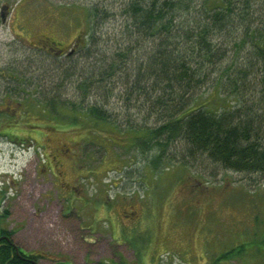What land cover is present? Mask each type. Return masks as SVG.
I'll list each match as a JSON object with an SVG mask.
<instances>
[{
    "label": "rangeland",
    "instance_id": "obj_1",
    "mask_svg": "<svg viewBox=\"0 0 264 264\" xmlns=\"http://www.w3.org/2000/svg\"><path fill=\"white\" fill-rule=\"evenodd\" d=\"M88 2L0 0V89L12 84L6 72L15 74L26 106L15 126L5 129L0 118V227L23 250L43 254L40 264H264V174L202 159L182 166L172 146L155 168V152L128 146L123 125L70 121L68 111L59 115L65 123L45 127L39 101L75 100L58 67L72 63L81 73L94 60L81 52ZM118 28L116 17L94 58L105 38L110 46L121 41ZM44 36L65 53L74 48L71 61L41 47ZM116 87L114 114L141 123L145 114L125 109ZM196 103L221 109L237 101L207 83Z\"/></svg>",
    "mask_w": 264,
    "mask_h": 264
},
{
    "label": "trees",
    "instance_id": "obj_2",
    "mask_svg": "<svg viewBox=\"0 0 264 264\" xmlns=\"http://www.w3.org/2000/svg\"><path fill=\"white\" fill-rule=\"evenodd\" d=\"M84 10L81 52L94 60L81 73L72 63L58 67L59 84L66 82L75 100L39 101L49 116L45 127L56 128L68 111L70 121L123 125L128 146L155 152L149 159L155 168L172 146L182 166L202 159L216 169L264 174V0H89ZM116 17L121 41L110 46L105 38L104 54L94 58ZM207 83L237 103L198 105ZM117 84L125 109L145 114L141 123L114 114Z\"/></svg>",
    "mask_w": 264,
    "mask_h": 264
},
{
    "label": "flooded vegetation",
    "instance_id": "obj_3",
    "mask_svg": "<svg viewBox=\"0 0 264 264\" xmlns=\"http://www.w3.org/2000/svg\"><path fill=\"white\" fill-rule=\"evenodd\" d=\"M39 42H43L42 44H40L41 46L44 45L52 51L56 50L54 52L55 55L61 53L60 49L56 47L57 44L49 39V37L44 36L42 39H39ZM4 70L7 69L4 68ZM6 75L7 77H9V82H11L12 84L7 82L4 90L0 89V118H3L4 122H7L5 129H8V127L10 126H15L14 120L16 116H18V114L19 119L16 120L17 123L25 118L23 114L26 113V106H23L24 103L20 100V95H18L21 89L15 87L16 81L19 82V80L15 81L16 75L10 74V72L8 71L6 72ZM0 76L5 77L4 72H2V74L0 73ZM20 106H23L21 112L19 111ZM2 127H4V125ZM6 254L7 257L2 264H8L13 258H17L19 261H22L25 264H40L41 258L44 256L41 253H28L13 241V239L9 235V232H3L0 230V256L4 257ZM46 258L48 260H52L51 257Z\"/></svg>",
    "mask_w": 264,
    "mask_h": 264
},
{
    "label": "bare ground",
    "instance_id": "obj_4",
    "mask_svg": "<svg viewBox=\"0 0 264 264\" xmlns=\"http://www.w3.org/2000/svg\"><path fill=\"white\" fill-rule=\"evenodd\" d=\"M123 95V94H122ZM143 111V110H142ZM150 111V110H149ZM149 125V124H148Z\"/></svg>",
    "mask_w": 264,
    "mask_h": 264
}]
</instances>
